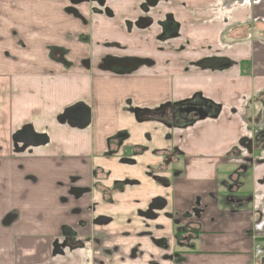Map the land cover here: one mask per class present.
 <instances>
[{"label":"crops","instance_id":"obj_1","mask_svg":"<svg viewBox=\"0 0 264 264\" xmlns=\"http://www.w3.org/2000/svg\"><path fill=\"white\" fill-rule=\"evenodd\" d=\"M56 1L80 17V6ZM143 5V14L121 18L128 34L139 35L126 42L139 46L134 53L95 49L99 38L92 37V24L83 22L80 40L52 42L62 51L59 58L46 51L28 56L46 77L72 79L44 85L36 110V101L20 102L23 90L9 79V70L2 76L1 99L6 94L12 99L6 110L0 101L1 119L14 122L9 147L65 163L55 167L53 188L60 193L54 199H63L62 188L74 190L66 194L73 201L64 228L85 245L62 256L69 264H264V0ZM46 11L62 14L63 8ZM114 12L95 8L105 17ZM35 13V7H21L17 0H0V41L20 44L23 37L11 34L12 28L20 32L25 23L37 25ZM40 22L44 31L52 26L48 19ZM29 37L34 42L33 34ZM188 101L207 104L211 115L169 127L139 121L135 112ZM77 104L90 112L87 127L59 123L58 117ZM26 127L44 137V144L16 143L13 136ZM45 147L48 151L41 150ZM95 220L104 223L91 227ZM175 226L197 231L188 247L175 245ZM34 242L23 258L28 264H37L41 242ZM10 253L14 248L0 244V262L11 264Z\"/></svg>","mask_w":264,"mask_h":264},{"label":"rangeland","instance_id":"obj_2","mask_svg":"<svg viewBox=\"0 0 264 264\" xmlns=\"http://www.w3.org/2000/svg\"><path fill=\"white\" fill-rule=\"evenodd\" d=\"M66 1L67 5L72 4L81 7L80 11H77L79 18L75 17L74 11L69 8L66 9L65 3L56 0H17L21 7L32 6L36 8L37 25L31 26L25 23L24 26L26 27L19 29L20 32L12 28L11 34H14L15 37H23L20 44L15 41H0V101L3 102L2 105L5 110L11 107L12 102L7 94L4 99H1V95L5 94L1 85L4 80L2 76L8 70L10 72L8 74L9 79L17 80V86L23 90L19 95L20 102L24 104L25 101L29 103L36 101L35 110L42 105L39 101L43 95L44 85L55 87L57 83L66 84L67 81L72 80L61 78L62 75L56 73H54L55 77L53 78L51 76L46 77L40 68V63L27 61V57H38L41 52L46 51L49 55L51 54L52 59L59 58L62 51L56 48L52 42L80 40L83 35L78 27L83 25V22L92 24L95 33L92 34V37L99 38L95 41L94 48L99 47L98 50L101 52L106 50L122 55L134 53L139 49L138 45L126 44L128 39L139 38V35L137 32L128 34L126 29L121 26V18L122 16L130 18V16L143 14L144 7L142 10L141 4L144 2L145 5L143 6H149L145 0ZM107 6L115 10L113 16L105 17L95 13V8ZM173 6L174 3L171 7L167 4L161 5L162 9ZM60 7L63 8L62 14L46 11L47 8ZM84 11L87 14L83 17ZM30 16L33 15L30 14ZM46 19L50 20L52 24L50 29L47 31L39 29L41 27L40 21ZM102 22H107L110 25L107 26L108 29L101 25ZM124 23L126 25V21ZM127 28L129 29V26ZM3 30L4 28L1 29V31ZM31 34H33L34 42L29 37ZM63 50L65 54L71 51ZM16 57H18V61H15ZM110 64L113 63L110 61ZM85 84L86 86L90 85L87 81ZM93 84L97 85L96 79H94ZM62 97L64 98V95ZM52 104H58V101L54 99ZM1 116L2 112L0 111V244L10 245L12 250L14 248L16 253L7 255L11 264H28L23 261V258L32 253L36 245L34 241L41 242L39 245L40 253L36 255L35 259L37 264H69V261L65 262L66 259L62 260V257L55 253L58 252L59 245L55 246V244L58 242L60 234L56 230L68 225L66 224L67 220H65L67 218L66 213L70 209V202L73 201L66 199V194L72 196L74 193L73 189L62 188L63 199H54V196L58 197L60 193L59 189L53 188L54 178L58 179L55 175V167L57 169L62 168L65 163L57 156L49 157L44 154L14 152L13 148L9 147L11 135L15 132L12 127L14 122L8 125V120H2ZM55 144L57 145L58 142ZM41 150L48 151L46 147L41 148ZM6 211L10 213H6ZM11 213L12 215H10ZM2 215L3 217L6 216L5 219L8 220L5 221L1 217ZM103 234L109 235L105 232ZM4 237H8L5 239L7 243L3 241ZM260 251V256L264 257V247L260 248ZM0 264H4V262H0Z\"/></svg>","mask_w":264,"mask_h":264},{"label":"flooded vegetation","instance_id":"obj_3","mask_svg":"<svg viewBox=\"0 0 264 264\" xmlns=\"http://www.w3.org/2000/svg\"><path fill=\"white\" fill-rule=\"evenodd\" d=\"M152 0H145V2L147 3V4H149L150 2H151ZM205 104V103H199V102H193V101H188V102H181V103H177V104H172V105H163V106H161V107H159V108H157V109H155V110H151V111H160V110H163V108L165 107V106H167L168 107V109H169V118H168V122L167 123H162V122H159V121H154V120H140V121H153V122H159V123H161V124H163V125H166V126H169V127H171V126H173V122H175V121H177V120H179V122H184V121H188V120H190V119H195L193 116H191V115H186V116H184V115H180V114H174L175 112H174V110H175V108H177V107H179L180 105H183V104ZM208 108H209V106L207 105V104H205ZM210 112H209V116L211 115V110H209ZM86 112H88L89 113V121H90V112H89V110L86 108V107H84L83 105H79V104H77V105H74L73 107H71V108H69V109H67V110H65V114H66V116L68 117V119H67V124H69V125H73V127H76V128H79V127H77L75 124L77 123V120L79 121L80 119L82 120V118H83V116H84V114H86ZM136 112V115H137V117L139 116H142L143 115V113L145 112V111H135ZM174 112V113H173ZM77 115H81V117H78V118H75ZM62 116V115H61ZM208 116V117H209ZM59 118V117H58ZM206 119V118H205ZM58 120V119H57ZM203 120V119H202ZM89 124V123H88ZM79 129H81V128H79ZM83 129V128H82ZM31 135L33 136V137H35V138H41L40 136H36V135H34L33 133H31ZM160 206H161V204H159ZM154 206H155V208H157V205L156 204H154ZM87 213H89V216L91 217V215H95V208H93V206H90V209L88 208L87 209ZM149 216H151V214L150 215H148V217ZM152 217V216H151ZM100 223H104V222H101V221H97V220H95V222H93V221H91L90 223H88V224H90V226L91 227H93L94 226V224L95 225H97V224H100ZM79 225H80V223H78ZM82 224L84 225L85 223L84 222H82ZM82 225V226H83ZM81 226V225H80ZM81 226V227H82ZM185 228H189V227H185ZM189 229H191V228H189ZM61 232V235L59 236V240H58V242L55 244V246H58V248H57V251L58 252H55L56 254H58V255H60L61 257L63 256V255H65L66 253H72V252H75V251H77V250H83L84 248H85V245H84V243H83V241L84 240H82V239H80L79 238V236H77V233L75 232V231H73V230H70V229H68V228H62V230L60 231ZM174 234V233H173ZM89 239H90V237H89ZM173 241H174V239H173Z\"/></svg>","mask_w":264,"mask_h":264},{"label":"water","instance_id":"obj_4","mask_svg":"<svg viewBox=\"0 0 264 264\" xmlns=\"http://www.w3.org/2000/svg\"><path fill=\"white\" fill-rule=\"evenodd\" d=\"M210 109L205 105V104H183L180 105L179 107L175 108L174 114H180V115H191L195 119L202 120L205 119L209 116V111ZM81 117V115H77L75 118ZM68 117L66 116L65 113L62 114L58 118V122L64 124L67 121ZM89 123V113L86 112L84 114L82 120L80 119L79 121L77 120V123L75 124L79 128H85L87 127ZM13 140L16 143H21L23 146H32V147H37L41 144H44L45 138H35L31 135V130H29L28 127L24 128L22 131L17 132L13 136Z\"/></svg>","mask_w":264,"mask_h":264},{"label":"trees","instance_id":"obj_5","mask_svg":"<svg viewBox=\"0 0 264 264\" xmlns=\"http://www.w3.org/2000/svg\"><path fill=\"white\" fill-rule=\"evenodd\" d=\"M140 25V21L136 23ZM169 109L167 106L160 111H145L142 116H138V120H154L162 123H167L169 118ZM173 239L176 246L186 248L189 246V243L195 239L197 231L191 230L185 227L175 226L174 228Z\"/></svg>","mask_w":264,"mask_h":264}]
</instances>
